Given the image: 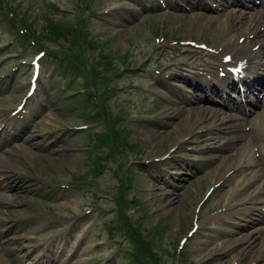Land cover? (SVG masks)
Masks as SVG:
<instances>
[{"label":"rangeland","instance_id":"1","mask_svg":"<svg viewBox=\"0 0 264 264\" xmlns=\"http://www.w3.org/2000/svg\"><path fill=\"white\" fill-rule=\"evenodd\" d=\"M210 1L0 0V177L24 179L0 264H264V174L218 164L227 127L186 114H235L192 82L239 39Z\"/></svg>","mask_w":264,"mask_h":264},{"label":"bare ground","instance_id":"2","mask_svg":"<svg viewBox=\"0 0 264 264\" xmlns=\"http://www.w3.org/2000/svg\"><path fill=\"white\" fill-rule=\"evenodd\" d=\"M226 1L227 0L224 2ZM261 3L262 7H264V0H261ZM198 5L203 6L199 7L202 9L206 7V5L202 2L198 3ZM192 7L198 6L197 4H193ZM246 8L249 9L248 7ZM204 14L206 13H201V15L205 16ZM217 24L216 31H225L227 34L236 32V34L239 36V43L233 47H224V45L214 47V50L217 52V59L219 62L212 65V67L205 65L203 68V70L208 73L212 80L208 81L207 76L202 75L200 77L195 76L192 79V82L193 84L213 89L212 93L217 95L218 99L222 98V101H227L229 98L226 95V90L223 89L222 92V90L217 89L218 86L227 84L228 80L224 78V80L220 81L221 75L223 73L225 74V78L227 77L231 79L233 75L236 76L235 74H239L241 76L243 75L241 72H245L247 79L245 81L248 83L249 87H255L257 89L259 85H264V77L261 79V76L264 75V10L257 11L255 13L252 12L250 13V16H247L246 13L241 10L230 9L223 14H219ZM240 45L246 46L243 53H237V49ZM227 58H230L229 62H226ZM208 63L211 64L212 62H207L206 64ZM216 66L219 67L217 72L215 70ZM238 70L241 72H238ZM247 97L249 100L256 99L255 91L250 89L247 92ZM205 99L208 100L207 97H205ZM191 103H193V101L187 103V105L200 106V104H196V102L193 104ZM236 107L243 110L242 105H237ZM186 114L187 117H191L193 120L197 119L199 121H203V124L211 121L213 125L216 126V131L220 130L221 125H223V127H227L226 130L228 129V137L226 138V141H224L225 145H222V148H218L217 150H228L233 148L235 149V154L230 153L231 156H229V158H227L226 155L223 157L221 156L223 160H217V163L222 165H225L226 162L230 163L231 165L233 164V167H230L231 170L235 168L236 171H254V173H251L253 174L252 177L248 180L250 184L261 179L264 174V114L258 113L256 118L249 122L247 120L248 123L246 121V123L244 121L238 123L237 120L240 119V116L230 115L222 117L223 115L221 116L219 113L205 112L201 109L187 111ZM188 122L190 124V120H188L187 123ZM249 125L251 128L247 134L246 130L244 129ZM206 130L211 131L210 127L206 128ZM154 131L155 130H150L149 132L153 133ZM190 133L193 132L190 131ZM3 135L0 133V139L3 137ZM212 139L213 138H210V140ZM16 147H19V144H16L15 148ZM258 147L260 148L259 152L261 151L260 154L254 150V148ZM212 149L214 148H207L209 151ZM258 157H261V160L258 159ZM239 159L240 161L234 164V162ZM6 161L7 160L4 159V155L0 154V163L6 164ZM257 168H259L258 171L255 170ZM217 170L218 167H214L212 171L216 173L218 172ZM3 171H5L4 168L0 166V173ZM261 172L263 173L260 176ZM18 180L24 183L23 178H18ZM18 180H15L13 177H6L5 179L0 177V207H2V205H6L8 207L13 206V203H17L18 198L20 199V203L23 202L24 198L20 196V193L23 191L24 186L22 184L20 185L21 182L18 183ZM4 190H7L12 195H7V191ZM257 191L258 196L264 197V184L260 186ZM253 200V198L250 199V201ZM0 213V223L7 222L6 218L3 217L4 213H2L1 210ZM249 226L252 227L254 224L252 223ZM256 233L264 234V226L259 227V230ZM258 237L259 236H257L255 240H251L249 238V240L246 242L244 239L242 240L244 243L254 245L255 247L256 241L260 243L261 240ZM260 237H264V235ZM53 248L54 247H52V249Z\"/></svg>","mask_w":264,"mask_h":264},{"label":"trees","instance_id":"3","mask_svg":"<svg viewBox=\"0 0 264 264\" xmlns=\"http://www.w3.org/2000/svg\"><path fill=\"white\" fill-rule=\"evenodd\" d=\"M103 108V107H102ZM104 109V108H103Z\"/></svg>","mask_w":264,"mask_h":264}]
</instances>
